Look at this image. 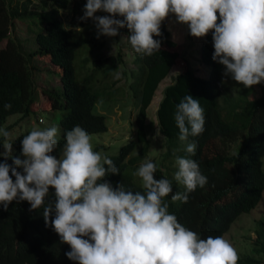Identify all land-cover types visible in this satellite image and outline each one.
Listing matches in <instances>:
<instances>
[{
	"label": "trees",
	"instance_id": "trees-1",
	"mask_svg": "<svg viewBox=\"0 0 264 264\" xmlns=\"http://www.w3.org/2000/svg\"><path fill=\"white\" fill-rule=\"evenodd\" d=\"M68 2L0 0V125L9 113L20 112L24 116L32 109L36 92L31 55L47 54L49 60L58 66L60 81L58 86L50 89V93L63 102L64 107L58 119V146L52 153L58 158L66 144V133L74 127L80 126L87 132L107 128L105 114L93 109V105L99 99L116 97L120 93L122 86L116 81L120 76L124 77L129 68L128 86L136 107L133 115L135 135L105 156L113 161L120 173H109L104 181L113 188L123 184L125 190L145 194L136 172L150 146L145 126L146 106L157 82L178 55L176 49L170 48L176 42L163 22L162 35L154 37L161 41L160 51L151 56H141L132 49L133 64L125 67L123 51L117 49L115 54L101 53L104 35L97 38V30L75 31L74 27L80 28L82 19L65 25L59 15L46 17L41 28L34 33L36 48L30 51L23 50L19 40L10 34L13 18L20 11L28 10L30 4L59 8ZM122 30L130 35L127 27ZM78 47H82L78 61L84 69L77 71L74 57ZM198 48L199 59L209 64L208 73L200 75L189 67L186 71L176 72L165 85L157 107L164 148L153 162L158 169L154 177H166L173 186V193L164 198L168 212L174 214L183 226L206 239L209 236L221 237L241 211L248 210L258 201L264 188V168L261 166L264 154V82L247 88L230 75L225 77V66L213 59L212 31L201 39ZM89 61L90 65L86 67ZM119 70L120 74L115 76ZM189 94L204 109L205 130L199 136L190 135L186 141H181L175 122L176 106ZM6 104H11V108H5ZM31 131L25 129L13 137V152L7 158L0 155V163L15 167L13 157L24 159L22 140ZM3 141L0 136V143ZM193 142L197 145L194 156L186 151L187 145ZM177 157L197 161L201 173L207 177L204 187L198 186L195 191L186 193L185 187L174 178L178 171ZM19 170L23 172V169ZM177 193L187 194L188 201H173L171 196ZM55 199V189L50 186L45 203L39 209L30 210V203L19 199L13 200L7 210L0 205V264H78L66 255L71 250L70 246L61 242L51 226H46L43 211ZM51 218H55V211ZM256 221L255 250L264 255L263 220L260 217ZM238 256V264L260 262L259 257L249 253Z\"/></svg>",
	"mask_w": 264,
	"mask_h": 264
},
{
	"label": "clouds",
	"instance_id": "clouds-1",
	"mask_svg": "<svg viewBox=\"0 0 264 264\" xmlns=\"http://www.w3.org/2000/svg\"><path fill=\"white\" fill-rule=\"evenodd\" d=\"M98 11L110 15L97 16ZM173 14L188 25L192 36L203 38L212 31L213 59L225 66V77L247 88L264 82V0H87L81 19L96 22L97 38L117 36L127 27L132 49L151 56L161 48L154 37L162 35L163 21ZM176 109L181 141L204 132V109L197 99L189 94ZM57 134L56 127L33 129L22 140L24 159L13 157L15 167L0 163V205L7 210L19 199L36 210L44 205L50 186L54 188L56 199L44 208L43 217L70 246L69 259L78 264H238L229 241L219 236L202 239L168 212L164 198L173 193V186L166 177H154V162L142 163L136 172L145 194L125 190L123 184L113 188L104 178L120 171L110 158L93 150L86 130L76 126L66 133L59 159L52 155ZM0 136V155L10 157L11 134L0 129ZM196 147L189 143L187 153L194 156ZM176 164L174 178L186 193L206 185L196 160L177 157ZM171 199L187 202L188 195L177 193Z\"/></svg>",
	"mask_w": 264,
	"mask_h": 264
},
{
	"label": "rangeland",
	"instance_id": "rangeland-1",
	"mask_svg": "<svg viewBox=\"0 0 264 264\" xmlns=\"http://www.w3.org/2000/svg\"><path fill=\"white\" fill-rule=\"evenodd\" d=\"M37 0H33L36 3ZM87 0H69L65 7H52L49 5L40 6L30 4L29 9L20 11L11 23L10 34L20 42V46L25 51L34 50L36 42L34 33L44 24L46 17L59 15L62 17L65 25L78 21L85 14V5ZM97 16L110 15L109 13L98 11ZM117 19L123 17L116 16ZM71 19V20H70ZM78 19V20H76ZM169 29V35L176 43L170 48L176 49L178 55L175 57L168 71L157 82L151 99L146 106L145 126L146 132L150 140V146L147 153L142 158L139 166L146 161H154L158 158L159 152L164 148V138L160 130V121L158 119L157 107L164 87L168 84L179 70H187L189 67L194 69L200 75H207L209 64L199 59V42L202 38H197L190 34L187 24L180 23L176 20L175 15H170L163 21ZM75 31L82 33L90 30H97L96 22L91 18L83 20L80 28L74 27ZM129 34L119 29V34L114 37L104 35V45L101 48L102 54H115L117 49L123 51V64L125 67L132 66V47L130 45ZM1 44V42H0ZM82 53V47H78L74 57V66L78 71L84 69V65L78 61V54ZM30 62L34 65L33 77L35 83L36 97L32 103V109L27 115L21 116L20 112L9 113L5 121L0 125V129L10 132L11 140L20 131L25 129H49L56 127L58 129L57 137L60 134V126L58 119L63 111V102H59L50 93V89L60 84L59 70L55 63L51 62L47 54L34 53L31 55ZM122 64V63H121ZM90 65V61L86 67ZM120 74V70L116 71L115 76ZM129 68L127 74L120 76L116 83H120L122 89L116 97L99 99L93 105V109L105 114L107 128L101 131L87 132L91 137L93 150L99 152L102 157L115 152L118 146L129 138L134 137L135 123L133 115L136 107L132 102V96L128 82L130 80ZM115 83V84H116ZM4 142V141H3ZM12 143V141H11ZM97 145V146H96ZM96 146V147H95ZM3 145L0 152H3ZM13 152V143H12ZM12 154V153H11ZM63 155V150L58 159ZM262 168H264V154L262 155ZM142 183V179L140 178ZM262 218L264 225V188L258 201L248 210L241 211L229 224L228 228L222 233L221 237L229 241L238 254L249 253L255 257H259L260 262L256 264H264V255L255 250L257 218ZM243 264V263H239Z\"/></svg>",
	"mask_w": 264,
	"mask_h": 264
},
{
	"label": "crops",
	"instance_id": "crops-1",
	"mask_svg": "<svg viewBox=\"0 0 264 264\" xmlns=\"http://www.w3.org/2000/svg\"><path fill=\"white\" fill-rule=\"evenodd\" d=\"M78 27V26H77ZM172 38V37H171ZM175 42H176V40H175Z\"/></svg>",
	"mask_w": 264,
	"mask_h": 264
}]
</instances>
